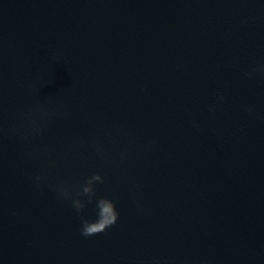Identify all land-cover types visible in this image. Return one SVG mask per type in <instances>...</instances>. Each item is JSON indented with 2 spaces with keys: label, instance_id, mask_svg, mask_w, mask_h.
<instances>
[{
  "label": "water",
  "instance_id": "95a60500",
  "mask_svg": "<svg viewBox=\"0 0 264 264\" xmlns=\"http://www.w3.org/2000/svg\"><path fill=\"white\" fill-rule=\"evenodd\" d=\"M262 69L264 0H0V264H264Z\"/></svg>",
  "mask_w": 264,
  "mask_h": 264
},
{
  "label": "clouds",
  "instance_id": "9594fccd",
  "mask_svg": "<svg viewBox=\"0 0 264 264\" xmlns=\"http://www.w3.org/2000/svg\"><path fill=\"white\" fill-rule=\"evenodd\" d=\"M262 71H264V69H262ZM248 75H251V73H248ZM41 179V177L36 178L37 181H40ZM97 181H104V177L99 173L88 177L82 186V192L79 194H73L64 185H58L56 187V192L59 198L70 200L72 207L78 213H82L89 204L98 203L99 207L102 208V211L96 215L94 219H82L80 231L84 237H90L107 231V229L114 226L120 218V212L114 199L108 196L100 197L99 199L97 198ZM83 197H87V199H83Z\"/></svg>",
  "mask_w": 264,
  "mask_h": 264
}]
</instances>
